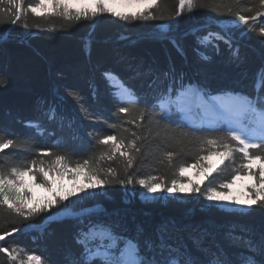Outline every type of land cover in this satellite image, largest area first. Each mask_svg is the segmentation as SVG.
<instances>
[{"label":"trees","instance_id":"obj_1","mask_svg":"<svg viewBox=\"0 0 264 264\" xmlns=\"http://www.w3.org/2000/svg\"><path fill=\"white\" fill-rule=\"evenodd\" d=\"M37 2L23 0L24 11L16 24L11 23V12L0 11V129L16 137L14 146L0 153V161L5 170L13 165L23 168L31 158H37L38 152L52 150L53 157L64 155L70 165L88 159L111 183L71 209L74 213L87 211L79 217L48 221L64 211L62 202L28 219L0 207V234L11 233L0 244L37 255L43 264H73L79 252L77 218H88L107 222L115 233L139 241L141 247L162 235L169 245L182 248L194 264H248L250 256L255 264H264V256L249 244L264 240V206L247 211L237 206L220 207L204 195L206 190L219 189L221 183L243 172L239 153L234 154V162L226 160L201 183V194L148 200L138 183L146 179L165 188L173 181L186 183L188 179L180 175V168L201 164L200 157L213 150L205 139L223 135L210 130L230 128L220 119L214 125L207 124L201 108L196 109L193 123L179 106L161 108L167 97L158 102L157 96L169 82L165 73L172 72L186 87L191 85L208 97L255 95V76L264 68V44L258 35L264 17L250 21L253 32L234 37L238 56L221 43L219 51L205 50L211 58L204 61L194 51V37L182 38V33L198 23L223 28L228 13L215 9V0H202L205 6L193 13L194 19L182 14L179 29L174 31H169L167 20L125 22L110 14L97 21L79 22L52 14L36 17L27 12V6ZM226 3L233 12L254 5V10L259 9L258 0ZM177 5L178 0H160L159 11L154 12L167 16ZM7 7L0 5V9ZM243 14L252 15L246 11ZM162 37H174L184 48V55L177 52L170 39ZM106 71L113 77L106 79ZM119 89L133 99L124 100ZM137 97L139 104L135 103ZM122 104L130 109L128 114L118 111ZM49 108H55L56 119L48 118ZM37 123L43 125L40 131L35 130ZM132 132L142 137L136 141L141 152L133 153V166L127 168L118 153L109 159L105 153L110 148L98 140L105 134H115L118 142L123 140L127 145L135 139ZM168 153H173L171 161ZM46 163L51 164V159ZM35 226L40 228L25 230ZM0 264L15 262L0 252Z\"/></svg>","mask_w":264,"mask_h":264},{"label":"snow or ice","instance_id":"obj_2","mask_svg":"<svg viewBox=\"0 0 264 264\" xmlns=\"http://www.w3.org/2000/svg\"><path fill=\"white\" fill-rule=\"evenodd\" d=\"M114 0H38L35 4L27 6V12L34 14L36 17L45 16L46 14L62 16L68 21L91 20L97 21L98 17L104 14H110L122 21H149V20H167L169 31L179 29V17L183 14L189 19H194L193 13L205 5L202 0H178L175 12L167 16L157 15L154 10L159 11L160 0H132L133 3L141 7L137 11L121 12L112 7ZM232 3H239V0H232ZM7 4V8L0 9L4 13L11 12L13 19L12 24L21 20V13L24 11L23 0H0V5ZM259 9H264V0H258ZM215 9H224L228 13L223 28L212 26L207 23H198L192 25L189 30L182 33V38L191 35L194 37L197 52L200 59L207 61L211 57L205 54L207 51H219L221 43L226 45L232 52V55L238 56L239 48L233 46L234 37L238 33H250L255 29L250 21L255 22L264 17V11L254 10L253 7H245L243 11L252 13L250 16L243 14V11L233 12L232 7L226 0H215ZM211 19L215 20L216 17ZM248 25V28L241 27ZM258 35L261 37L260 43L264 44V26L258 29ZM170 39L177 52L184 55V48L177 42L174 37H162ZM106 79L113 77V73L106 71L103 74ZM169 82L157 96L159 102L162 98L167 97V107H178L180 99L185 95L200 97V90L189 91L191 85H184L182 78H177L172 72L165 73ZM264 68L257 71L255 76L254 92L255 95L248 96L245 94L238 99H230L227 103H221L218 117L221 122L227 121L235 124V127L228 129L214 128L210 131L223 132L215 138H206L205 142L213 149L209 154L201 156V161L207 163L193 164L191 168L199 169L200 179L193 181L189 178L186 183L180 184L173 181L170 187H164L161 183H149L146 179H140L139 185L147 192L156 194L160 191L168 193H196L201 194V183L207 176L216 172L220 165L226 160L235 161V153H239L242 158L240 168L243 172H237L229 182L219 185V191L213 187L204 193L205 199L209 202H216L218 206H237L245 211L252 209L254 206H264ZM130 91V90H129ZM95 95V90H93ZM115 95V94H114ZM132 95H135L133 92ZM215 99V98H213ZM139 97L135 103L139 104ZM161 108L165 105L161 104ZM119 112L128 114L130 109L121 105ZM50 120L57 118L55 108H49L46 113ZM141 122L144 120V113L140 115ZM134 123V121H128ZM33 122H29L31 126ZM115 127V124L112 125ZM43 128L41 123L35 126L36 131ZM7 136L8 138H4ZM135 137L129 144L125 145L123 140L117 141L115 134H105L98 140L100 145L108 146L110 151L105 153L109 159H114L118 153L126 162V167L131 168L135 159L134 152L140 153L141 147L138 146L137 140L142 137ZM16 137L0 129V153L14 146ZM235 142V146L233 145ZM122 148L124 150H122ZM37 158H31L26 167L11 166L7 170L3 167V161H0V207L7 209L10 213L28 219L33 215L47 210L49 207L58 202L67 201L78 194L87 193L93 195L95 190L102 189L105 185L111 183L101 177L99 172L90 165L88 159L83 163L70 165L64 155H55L52 150L40 151L36 154ZM168 160L171 161L173 153L167 154ZM103 158V157H102ZM213 158H218V163H213ZM51 159V164L46 160ZM180 175L185 176L189 173V168L181 167ZM51 174V175H50ZM71 176L75 182L78 177H83L86 183L75 184L71 189L65 188L62 184L57 187V182L53 176H59L63 179L65 176ZM111 175V172H109ZM39 177V182H37ZM156 180V177L152 178ZM247 179L248 183L244 185L242 195L234 196L231 189L237 182ZM124 183V181H119ZM132 181L129 180L128 183ZM33 188L46 189L48 197L44 201H37ZM84 197L81 196V199ZM78 203L73 199L71 204L65 206L64 211L71 216L70 211ZM79 225L76 232V243L79 246V252L73 264H194L192 258L182 249L175 245H169L164 237L158 236L157 241H146L141 247L139 241L133 238L124 237L122 234L115 233L112 226L102 220L88 219L81 220L77 218ZM13 229L12 231H19ZM10 232L0 234V241L4 240ZM107 240V243L103 241ZM250 246L264 256V240L258 244L249 242ZM0 252H3L11 262L15 264H41L39 256L28 254L26 258L21 257L20 252L14 251L7 244H0ZM151 253V254H149ZM248 264H255L253 257H248ZM211 264H226V262L213 261Z\"/></svg>","mask_w":264,"mask_h":264},{"label":"rangeland","instance_id":"obj_3","mask_svg":"<svg viewBox=\"0 0 264 264\" xmlns=\"http://www.w3.org/2000/svg\"><path fill=\"white\" fill-rule=\"evenodd\" d=\"M121 1L122 0H114V2L112 4V7L115 8L117 11L128 12V13H130L132 11H137L141 7L140 5H138L136 3H133L132 0H123V2L121 3V5L117 4L118 2H121ZM224 26H225V24L222 23V27H224ZM193 90H196V89H194V88L189 89L190 92L193 91ZM119 94L126 95L127 97L130 96L128 93H126L125 91H122L121 89H119ZM200 96L202 98H200V97H194V96H191V95H185V96H183L180 99V101H179V103H180V109L186 115V118L191 123H193L194 120H195V114H196L195 111H196V109L197 108H201L202 113L205 114L206 123L207 124H215L217 122L218 118H219L218 117V112L221 111L220 104L221 103H227L228 101L225 100L226 98H223V97H220V98L219 97L218 98H216V97H208V96H205L201 92H200ZM213 98H215V99H213ZM162 104H164L165 106H167V101L164 100ZM235 126H236L235 124H232V127H235ZM218 162H219L218 161V158H213V163H218ZM202 163H207V162L206 161H203ZM198 172H199V169L198 168H189V173H188V175H186V178L187 179L192 178L193 181L195 182L196 180H199L200 179V176H199ZM209 177H210V175L207 176V178H209ZM53 179L56 180L57 187H59L62 184L67 189H71L73 187L74 183L77 184V185L86 183V181L84 180L83 177H78L77 180L74 182L71 179V176L70 175L69 176H65L63 179H61L59 176H53ZM206 179H204L203 182L206 181ZM37 182H39L38 181V178H37ZM150 183H152V182H150ZM247 183H248L247 179H242L241 181L237 182V184L234 185V187L231 189V191L233 192V195L234 196H240V198H246V197H244L242 195V192L244 190V185L247 184ZM180 184H182V183H180ZM143 190H144V192L142 194H144V198L145 199H148V200H152V199H156V198L157 199L160 198L162 200H165L169 196H174V195L177 196L178 194H181V193H168L167 191H160V192H158L156 194H152V193L147 192V190L145 188H143ZM217 190L219 191V189H217ZM33 192L35 193V198H36L37 201H44L48 197V192H47L46 189L33 188ZM87 195H88L87 193L78 194L76 197H72V198H70L67 201H63L62 204H63V206L64 205L71 204V202H72L73 199L77 200L78 202L79 201H82L85 197H87ZM81 196H83L84 198L81 199ZM76 205H74L73 207H75ZM233 207L234 206H227V208H233ZM90 210H88V211H90ZM84 212H87V211H82V212L79 211V213L72 212V215L71 216L79 217ZM59 215L62 216V217H68L69 216V215L66 214L65 211H60V212H57L56 215L53 217L54 219L53 218L52 219L53 220L57 219V216H59ZM50 219H48V221H52ZM39 228L40 227H36L35 226V227H32V228L31 227H28L25 230H35V229H39ZM106 241L107 240H104L103 242L106 243ZM13 250L14 251H17V252H20L21 257L26 258V256L28 255L27 253H24V251L22 249H20V248L13 249ZM41 264H43L42 260H41Z\"/></svg>","mask_w":264,"mask_h":264},{"label":"bare ground","instance_id":"obj_4","mask_svg":"<svg viewBox=\"0 0 264 264\" xmlns=\"http://www.w3.org/2000/svg\"><path fill=\"white\" fill-rule=\"evenodd\" d=\"M122 2H123V0H122L121 2H118L117 4L121 5ZM112 82H114V84H115V83H116V84L118 83L116 79H112ZM116 84H115V85H116ZM118 85L121 86V84H119V83H118L116 86H118ZM118 93H119V92H118ZM119 95H120L124 100L126 99V95H121V94H119ZM227 96L229 97L230 95H227ZM218 97L220 98V96H218ZM218 97H217V98H218Z\"/></svg>","mask_w":264,"mask_h":264},{"label":"water","instance_id":"obj_5","mask_svg":"<svg viewBox=\"0 0 264 264\" xmlns=\"http://www.w3.org/2000/svg\"><path fill=\"white\" fill-rule=\"evenodd\" d=\"M62 216H57V219H60ZM54 219V218H53ZM53 219L51 218L50 220H52L53 221ZM57 219H55V220H57Z\"/></svg>","mask_w":264,"mask_h":264}]
</instances>
